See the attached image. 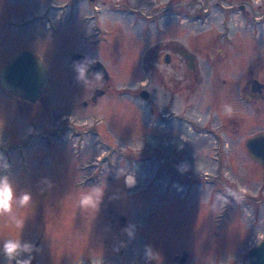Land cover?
Here are the masks:
<instances>
[{"label": "flooded vegetation", "instance_id": "obj_1", "mask_svg": "<svg viewBox=\"0 0 264 264\" xmlns=\"http://www.w3.org/2000/svg\"><path fill=\"white\" fill-rule=\"evenodd\" d=\"M30 1L0 0V39L12 43V48H9L10 51L7 48L0 54V72L13 55L25 49L29 50L26 46L14 50L13 44L23 43L24 45L26 43V45H29L30 41L40 42L46 37L45 29L48 27L45 23H43L44 28H40V25L37 27L32 26L34 23L41 24L42 21L48 20L47 17H51L52 11V16L60 21L57 36L61 40H66L79 35L75 31L71 35L70 31L74 30L73 26L77 25L80 20L86 21L88 17L93 15L91 13L95 10L100 12L99 18L101 14L103 15L102 19H105V16H108L109 13L129 17L126 14L132 13V11L140 10L143 13L149 10V15H151L150 24L153 26V28L150 26L151 35L153 36L150 46L141 58V68L144 72L155 75L160 82L155 83L152 91L144 86L145 84H142L136 89L135 94L137 96L135 98L140 103L137 106L145 113H155L157 115L154 119L155 125L169 126L167 124L170 118L168 117L170 115L169 110L175 102V89H178L174 85L173 69H176L177 72L181 71L182 76L178 78L189 99L190 94L196 96L195 93L200 90L199 85L205 83V75L209 74L215 76L214 81L227 88L226 97L234 98L239 93L241 98L247 102L264 105V52H260L261 54L259 53L257 57L249 56L245 59L244 57H235L234 51L225 48L222 45L224 41L218 39V37L212 39V37L197 35L180 40L172 34L174 32L172 21L175 15L189 19L192 11L196 10L194 8L195 4L183 2L172 6L169 0L160 3H150L151 0L149 2L140 0L138 3L128 4L118 2L108 4L105 1L98 3L95 0H48V2L45 0L44 3H40L39 0L33 6ZM251 3V0H242L238 3V9L251 15L253 12L250 7ZM39 5L43 6L45 10L32 11V6L37 7ZM47 11L49 12L46 13ZM127 11L129 13H126ZM143 14L145 15V13ZM149 15L143 17L147 18ZM198 18L200 17L198 16ZM90 35L85 34L82 37L90 40L92 37ZM101 39L104 40V38ZM76 54L81 53L74 52V61L71 58L70 63H79L75 59ZM96 60L99 59H93V61ZM239 63L245 66L241 70L242 74L237 75L236 68ZM175 64L176 67H173ZM105 68L109 74L107 82L103 83L100 79L89 78L91 84L88 92L89 96L87 100L82 102L84 107H89L93 116L101 115V107L110 108L111 106L118 108L115 115L121 114L122 105L119 103L120 101H113L114 99L111 97L120 98L124 96L126 94L123 92L125 86L118 85L120 86L118 88L116 84L109 83L110 72L106 66ZM61 69L64 70V68ZM165 74L167 75L166 79ZM48 75L50 78L49 70ZM49 87L48 82L43 95L33 102L17 96L11 90L6 89L0 81V135H2L4 141L3 147H0V152H3L11 163V175L17 187L23 186L25 190H30V185H33V187L38 185V187L30 190L33 194L32 204L25 209L18 210L19 214L26 219L22 233L23 238L34 241L42 248V251L36 255L33 264H58V257L53 258L52 254L47 253L46 246H51L54 250H56L55 246H71L73 264L79 262L77 259L78 246H87L86 264H110V261L111 264H118L114 262L115 259H106L105 256L95 257L94 254L96 246H108L111 240L109 232L118 235L117 242L119 246L117 248L121 253L119 262L122 264L126 257H131L132 252V249L126 250L120 246L125 243L123 229L126 228L128 223L124 213L125 206L120 201H118L120 202L119 205L114 204L117 196L115 193L116 188H118V191H122L127 186L124 176L116 178V174L112 173L116 169L115 167L104 169L98 161L99 157L93 158L96 162L95 165L92 162V164L87 163L85 167H80L78 164L72 166L68 157H66L67 160H64L62 153L60 154L62 148H64L62 137L68 133H76V123H78L79 117L75 113L78 110V105L72 102V104L65 103L63 106L53 105L51 108L52 105H49L46 99L43 98ZM161 88H164L167 94L164 98L158 96ZM143 89L148 92L146 93L147 99L141 97ZM167 96H169V100L166 101ZM26 108L28 111H26ZM48 112L51 114L55 112V114L50 115ZM21 116L25 117V121L22 125L19 122L17 125L14 118L19 119ZM36 122L38 126H36ZM182 122L187 127L190 120L185 121L182 119ZM199 124L200 126L195 124L196 131L193 134V137H196L198 141L206 137L204 136L206 135L203 130L204 126L201 123ZM30 127L34 129H30ZM259 134H264V131L260 130L252 134L243 142L242 160L245 170H248L243 177L235 176L231 170L237 168L238 159L236 140L233 141L236 138L233 137L232 133L230 141L226 140L225 144L221 142V145L224 144L225 146L223 145L218 154L222 157L217 160L219 167L226 168L223 173L226 176L224 186H220L217 191V199L220 200L218 206L230 210L233 208V202L236 201L237 196L242 197V207L246 210V214L241 217V221L248 229L247 241L241 244L242 246H207L206 232L201 233L202 240L199 244L202 246H183L172 256V264H264V161L257 160L253 151L247 145L251 138ZM225 138L227 139V137ZM180 139L187 141L190 138L185 139L180 135L174 136L170 146L166 145V147L162 146L160 148L176 151L175 155H178L177 162L165 164L166 167L161 166L156 170H154L153 165L142 169V175L147 176L151 173L149 176L152 175V177L138 179L137 184L134 186H137L138 193L142 194L147 191L148 186H160L163 192H167L170 185L183 186L185 194L182 197H186L194 209H200L203 205L201 194L196 199L192 198L196 191L194 187L198 185L201 189L204 185L201 180L202 173L194 164H189V160L195 157L191 156L192 147L181 146ZM218 139L223 138L219 136ZM196 140H192V143H195ZM206 140L208 141L207 137ZM210 140L213 141L211 138ZM207 144L205 141L204 145ZM213 145L212 142L211 146ZM160 149L156 145L152 146L150 152L154 156L153 159H161ZM228 155L230 156L228 157ZM173 158L176 157H172L171 160ZM62 162H64V166H61ZM179 164L184 165L185 168L180 170ZM48 169L54 173L66 172L67 177L70 174L67 179L51 178L53 183L66 181L74 184H87L90 187L95 185L105 187L104 198L99 210L96 209L100 214L95 213L94 208H88L89 210L80 217L78 201L76 200L72 202L71 210L67 203L63 204V201L60 200L48 205L46 201L48 197L44 196L42 192L40 194L39 184L42 178H47ZM106 170L112 175L103 179ZM84 171H88L87 176L78 178L79 173L82 174ZM107 182L108 185L105 186L103 183ZM111 188L114 194L109 193ZM238 188L241 189L239 194ZM165 196L163 195L161 198L157 194L152 196L154 204L150 209L148 218L159 213L161 209V206H158L159 199L161 200ZM142 199L143 197L140 196L137 201ZM226 205L228 206L226 207ZM232 221L235 223V218ZM228 224L227 221L224 223V227L217 226L213 229V234L222 235L225 232V235H227L226 227H228ZM150 232L151 230L147 231L146 235H149ZM234 233L236 234V231ZM16 235H18V230L15 226L10 223L7 217H0V244L4 239ZM233 237L235 236L233 235ZM243 237L239 236V239ZM220 243H222L220 245H234V241L229 242L227 236H223ZM182 253H184V257H182ZM135 255L136 249L133 257ZM249 258L250 262L248 261ZM0 264H10V262L0 256Z\"/></svg>", "mask_w": 264, "mask_h": 264}, {"label": "rangeland", "instance_id": "obj_2", "mask_svg": "<svg viewBox=\"0 0 264 264\" xmlns=\"http://www.w3.org/2000/svg\"><path fill=\"white\" fill-rule=\"evenodd\" d=\"M38 1L31 0L30 2L34 6ZM95 1L98 3L105 1L108 4L115 2L128 4L138 3L140 0ZM149 1L145 0L144 2ZM162 1L166 2V0H151L150 3H160ZM241 1L169 0L172 6L183 2L195 4L194 8L197 10L192 11L189 19L175 15L172 21V27H174L172 34L180 40L197 35L212 37V39L218 37V39L224 41L222 45L225 48L234 51L235 57H244L245 59L249 56L257 57L260 52H264V0H251L250 7L253 9L251 15L238 9V3ZM41 2L44 3L45 0H40ZM33 6L32 11L45 10L43 6ZM52 13L53 11L51 17H47L48 20L42 21L41 24L34 23L32 26L37 27L40 25V28H44L43 23H45L48 27L45 29L46 31L43 29L46 32V37L40 42L33 40L30 41L29 45L21 43L22 45L13 44V46L14 50H18L22 46L28 47L47 64L50 74V87L43 98L46 99L49 105H52L51 108L53 105L63 106L65 103L72 104V102L78 105V110L75 113L79 117L78 123H76V133H68L62 137V146L65 150L62 148L60 154L62 153L64 160H67L66 157H68L72 166L78 164L80 167H85L87 163L92 164L93 162V165H95L96 162L93 158L99 157L98 161L104 169L107 167L116 168L112 172L116 174V178L117 170L120 169L127 173H134L135 184H137L138 179L152 177V175L149 176L151 173L147 176L142 175V169L153 165L154 170H156L161 166L166 167L165 164L177 162L178 155H175L176 151L160 148L162 146L166 147V145L170 146L174 136L180 135L185 139L190 138L187 141L180 139L182 143L185 142L184 144L181 143V146L192 147V151L190 150L191 156L195 157L189 160V164H194L202 173L201 180L204 185L201 189L198 185L194 187L196 191L192 198L196 199L201 194L203 205L200 209H194L188 199L182 197L185 194L183 186L170 185L167 192H163L160 186H148L147 191L143 193L147 195L138 193L137 186H126L122 191H118V188H116L115 193L117 196L114 204L119 205L120 202H123L125 206L124 213L128 221L126 227L128 225L136 226L134 239H129L123 231L125 243L120 246L126 250L132 249V252L131 257H126L122 264H146L144 259L145 245H151L153 251L157 254L149 264H172V256L183 246H202L199 244L202 240L200 234L205 232L208 238L207 246H242L241 244H244L248 239V229L241 221V217L246 214V210L242 207L241 196H237L236 201L233 202V208L230 210L218 206L220 200L217 199V191L220 186H224L226 176L223 173L226 168L219 167L217 160L222 157L218 154L226 140H231L232 133L233 137L236 138L233 141L236 140L238 159L237 168L231 170L235 176L243 177L245 172L248 171L245 170L242 160L243 142L252 134L260 130L264 131V105L247 102L241 98L239 93L234 98L226 97L227 88L214 81L215 76L209 74L205 75V83L199 85L200 90L195 93L196 96L190 94L189 99L178 78L182 76L181 71L177 72L176 69H173L174 85L178 89L174 88L175 102L169 110L170 115L168 117L170 118L167 123L169 126H157L154 124L157 115L155 113H145L137 106L140 103L135 98L137 96L135 94L136 89L142 84H145L144 86L152 91L155 83L160 82L155 75L144 72L141 68V58L150 46L153 36L151 35V27L153 28V26L150 24V11L143 12L145 15H149L147 18L143 17L145 15L139 10L132 11V13L127 11L126 13L129 14L126 15H129V17L109 13L108 16L104 15L105 19H102L103 15L101 14L100 19L98 16L100 12L95 10L91 13L93 15L88 17L86 21L80 20L77 25H72L74 30L70 31L71 35L74 31L79 35L66 40H61L57 36L60 21L52 16ZM85 34L92 35L90 40L82 37ZM101 38H104V40ZM7 48H12V43L0 39V54ZM74 52L85 55L89 60H101L110 72L109 83L116 84L118 88H120L118 85L125 86L126 91L123 92L126 94L124 96L120 98L111 97L114 99L113 101H120L119 103L122 105V107L120 106V115H115L118 108L111 106L110 108L101 107V115L93 116L89 107L82 105L83 100H87L89 96L88 92L91 84L89 80L85 83L77 80L75 71L77 63H70L71 58L74 61ZM244 66L241 63L237 65V75L242 74L241 70ZM173 67H176V64ZM61 68H64V70ZM166 78L167 75L165 74ZM166 95L165 89L161 88L158 96L164 98ZM168 98L169 96L166 97V101L169 100ZM26 111H28L27 108ZM55 112L48 113L54 115ZM182 119L185 121L190 120L187 127L183 125ZM14 120L17 125L18 122L22 125L25 117L21 116L19 119L16 117ZM199 123L204 126L203 130L206 134L204 136L207 137L208 141L206 137L200 141L193 137L196 131L195 124L200 126ZM36 126H38L37 122ZM16 128L18 127L16 126ZM30 129L33 130L34 128L30 127ZM219 136L223 139L219 140ZM192 140H196L195 143H192ZM205 141L208 143L207 145H204ZM212 142L213 146H211ZM221 142H224V144L221 145ZM155 145L161 150V159L152 158L154 156L151 155L150 149ZM208 145L209 147H207ZM172 157L176 158L171 160ZM61 166H64V162ZM112 173L106 170L102 178H109ZM82 174L79 173L78 178L86 177L88 171H84ZM69 176L67 177L66 172L54 173L49 169L47 172V178L50 180L51 178L67 179ZM103 184L107 186L108 182ZM53 185L51 189L40 185V188H43V190H40V194L42 192L44 196L48 197L46 199L48 205L60 200L63 201V204L67 203L70 210L72 202L74 200L78 201L79 195L91 188L87 184H74L66 181L56 182ZM35 187H38V185L34 187L30 185L29 189ZM18 189L25 190L23 186H18ZM112 191L111 188L109 193L114 194ZM239 192H241L240 188H238V194ZM156 194L159 198L163 195L166 196L161 200L159 199L158 206H161L159 213L148 218L147 216L154 204L152 196ZM140 196L143 199L137 201ZM165 198L166 200H164ZM78 210L79 216L82 217L89 209L81 208L78 203ZM94 211L100 214L96 209ZM233 218H235V223L232 221ZM227 221L229 222L228 227H226L227 235H225V232L222 235L213 234L214 228L217 226L224 227V223ZM149 230L151 232L146 235ZM234 231H236V234ZM109 234L111 240L108 246H96L94 250L95 257L105 256L106 259H115L114 262L121 264L119 262L121 253L117 248L119 246L117 242L118 235L112 232H109ZM223 236H227L231 243L234 241V245H220ZM239 236L244 237L239 239ZM46 248L47 253L52 254L53 258L58 257V264L60 262L61 264H73L71 246H55L56 250L51 246H46ZM135 249L136 255L133 257ZM87 256V246H78V264H86L85 259Z\"/></svg>", "mask_w": 264, "mask_h": 264}, {"label": "clouds", "instance_id": "obj_3", "mask_svg": "<svg viewBox=\"0 0 264 264\" xmlns=\"http://www.w3.org/2000/svg\"><path fill=\"white\" fill-rule=\"evenodd\" d=\"M95 63L93 60L85 58L84 61L75 65L77 80L86 82L89 80L88 72L90 66ZM93 79H100L102 73L94 71L91 73ZM4 141L0 135V147H3ZM183 170L184 166H178ZM124 176L125 184L128 187L135 185V174L126 171L117 170V178ZM39 184L45 188L51 189L54 185L49 178H42ZM43 190V188L41 189ZM105 195V187L99 185L92 186L87 191L79 195V206L81 208H94L99 210L101 202ZM33 202V194L30 190H19L16 182L11 175V163L3 152H0V217H7L11 224L18 230V235L9 237L0 244V256L10 262V264H33L37 254L42 248L34 241L23 238L22 233L25 227L26 219L19 214L20 209L29 207ZM129 239L135 238L136 226L128 225L123 229ZM157 254L153 251L151 245H145L144 259L146 264L155 259Z\"/></svg>", "mask_w": 264, "mask_h": 264}, {"label": "water", "instance_id": "obj_4", "mask_svg": "<svg viewBox=\"0 0 264 264\" xmlns=\"http://www.w3.org/2000/svg\"><path fill=\"white\" fill-rule=\"evenodd\" d=\"M83 54H76L77 62L84 61ZM100 71V80L106 83L109 77L105 66L99 60L93 63L88 72V78H92L91 73ZM0 81L6 89L11 90L17 96L35 102L43 95L48 84V71L42 59L31 50L25 49L13 55L0 72ZM146 89L142 90L141 97L147 99ZM247 145L253 151L257 160L264 161V134L251 138ZM184 257V253H182ZM183 259V258H182ZM250 262V258L248 260Z\"/></svg>", "mask_w": 264, "mask_h": 264}]
</instances>
